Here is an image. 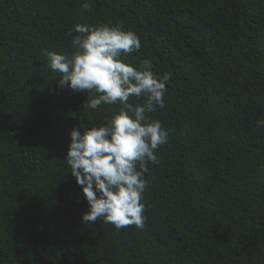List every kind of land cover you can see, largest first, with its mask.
<instances>
[{"label":"trees","instance_id":"trees-1","mask_svg":"<svg viewBox=\"0 0 264 264\" xmlns=\"http://www.w3.org/2000/svg\"><path fill=\"white\" fill-rule=\"evenodd\" d=\"M83 2L0 0V264H264V0ZM77 24L134 31L123 61L171 73L143 229L82 221L70 133L122 105L85 108L48 67Z\"/></svg>","mask_w":264,"mask_h":264},{"label":"clouds","instance_id":"clouds-1","mask_svg":"<svg viewBox=\"0 0 264 264\" xmlns=\"http://www.w3.org/2000/svg\"><path fill=\"white\" fill-rule=\"evenodd\" d=\"M84 9L92 3L84 0ZM71 55L42 50L48 67L59 73V85L86 94L84 107L95 110L102 104L122 105L106 124L88 127L83 133L73 128L65 160L71 175L82 186L89 208L84 223L103 218L118 230L134 225L143 229L146 206L144 193L151 180L145 178L148 164H158L155 154L168 142L169 132L150 113L165 107L164 96L171 73L159 76L149 61L133 66L123 61L141 49L139 36L120 24L97 27L77 24ZM130 97H144L133 105ZM264 127V120L257 122ZM264 171V166H262Z\"/></svg>","mask_w":264,"mask_h":264}]
</instances>
